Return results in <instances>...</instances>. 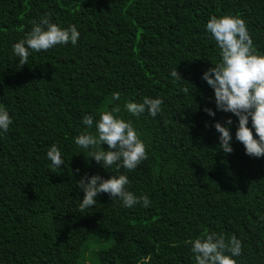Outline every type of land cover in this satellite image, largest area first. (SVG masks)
<instances>
[{
    "label": "trees",
    "instance_id": "trees-1",
    "mask_svg": "<svg viewBox=\"0 0 264 264\" xmlns=\"http://www.w3.org/2000/svg\"><path fill=\"white\" fill-rule=\"evenodd\" d=\"M45 13L74 25L79 40L29 50L20 66L12 46ZM213 15L242 18L264 55V0H0V106L13 120L0 135V264H195L186 242L210 232L242 242L236 264H264V157L245 154L238 118L216 108L202 79L219 60L206 31ZM175 67L183 80L170 75ZM145 96L163 99L155 118L124 109ZM116 104L148 153L131 172L103 168L74 142L95 134L85 115L95 121ZM229 118L225 153L214 123ZM53 144L60 168L46 155ZM121 174L149 207L101 193L79 210L81 177Z\"/></svg>",
    "mask_w": 264,
    "mask_h": 264
},
{
    "label": "clouds",
    "instance_id": "clouds-1",
    "mask_svg": "<svg viewBox=\"0 0 264 264\" xmlns=\"http://www.w3.org/2000/svg\"><path fill=\"white\" fill-rule=\"evenodd\" d=\"M206 31L219 50V60L208 68L202 79L213 89L215 105L218 110L230 112L238 118L235 138L244 146L245 154L249 157H264V55L258 54L253 40L248 32L246 22L239 16H211L206 23ZM80 33L74 25L63 28L51 22L50 14L45 13L40 22H33L32 28L19 42L13 44V53L18 57L20 66L28 64L30 51L47 52L57 45L71 43L75 46ZM170 75L175 81L183 80L176 67ZM182 91L187 92L184 88ZM112 100L119 101L120 93H112ZM163 99L143 97L142 102H126L124 109L133 116L147 113L155 118L162 112ZM204 111L209 116L215 113L208 108ZM121 107L116 104L110 111L99 113V119L94 121L92 115H85L82 123L91 129L95 123V134L82 132L74 138L81 149L89 150V157L109 169L115 166L118 171L124 168L134 171L143 161L148 159L146 145L139 133L133 127L131 120L120 117ZM251 120L252 127L247 125ZM13 120L7 109L0 106V135L9 131ZM229 118L222 125L214 123L219 133V146L225 153L233 151L230 146L232 135ZM255 130V137L253 131ZM106 144L108 150L101 145ZM47 158L54 168L64 164L61 151L53 144L47 151ZM78 171V170H77ZM129 179L126 175H111L104 179L99 175L84 176L77 182L84 196L79 204V210L95 206L96 197L101 193L117 199L125 208L137 204L147 208L151 201L148 196L137 197L127 190ZM191 245L195 264H236L232 257L241 255L242 242L235 235L225 237L223 234L210 232L203 238L186 242ZM225 253H231V256Z\"/></svg>",
    "mask_w": 264,
    "mask_h": 264
}]
</instances>
